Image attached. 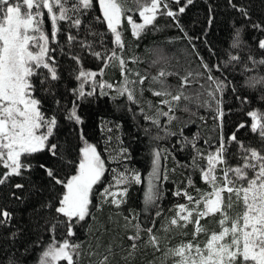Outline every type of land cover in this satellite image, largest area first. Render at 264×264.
I'll return each instance as SVG.
<instances>
[{"label":"snow or ice","instance_id":"obj_1","mask_svg":"<svg viewBox=\"0 0 264 264\" xmlns=\"http://www.w3.org/2000/svg\"><path fill=\"white\" fill-rule=\"evenodd\" d=\"M193 4L194 0H0V167L5 169L0 175V186L9 184L12 178H19L26 181L30 188H34L35 194L46 193L39 202L37 215L45 221V228L52 239L39 257L38 264H59L60 261L79 264L81 245L70 242L68 238L62 242L57 241L55 239L57 229L63 227L66 237H73L77 225H87L89 220H96L93 210L100 213L105 206H111L118 213L121 205L126 203L129 187L142 183L141 173L128 168L125 163L131 159L126 148H120L108 157L117 164V167L112 168L106 166L105 159L97 147L86 140L83 146H77L74 159H65V156L71 157L73 151L71 145L63 150V145L57 142L59 131L57 114L46 115L42 111V101L35 95L38 90L52 94L55 82L61 79L56 57L52 54L56 48L50 47L49 35L43 28L45 11L53 25L52 44L59 46L58 34L61 33L59 25L61 22H67L69 30L63 34L69 49L74 43L78 44L82 51H89L94 58L101 61L98 69L87 70L83 67L79 55H71L72 62L78 66L75 69V80L79 84L71 89L76 97L72 107L65 109L62 114L67 121L82 125L79 102L89 97L107 96L109 93L105 89L114 87L106 81L96 79L98 76L102 77L109 66H119L123 77L122 83L116 88V96L112 99L125 96L132 103L138 102L135 95L136 85L142 86L147 77L136 72L134 75L137 79H129L133 73L127 68L128 61L123 58L125 48L123 23L127 22L131 26L133 36L139 38L147 26L155 27L159 16H166L195 51L194 41L200 40L201 37L189 36L180 23V17ZM228 4L245 19H250L246 8L238 7L233 0H228ZM97 5L100 14L89 17L88 13L94 11ZM171 5L176 7L173 8ZM134 12L138 13V18H142V23L133 20ZM212 12L210 6L207 18L209 27L214 20ZM90 21L104 25L105 32H94V25ZM250 27L254 31L264 33V25L260 23H252ZM71 29L77 30V35H73ZM81 29L85 33H91L93 37H99L103 51H96L94 45L87 39H78ZM239 31L236 30L237 41L233 47L239 46ZM108 33L114 37L109 40L114 44L111 48L105 44V36ZM256 43L259 49L264 50V38L257 40ZM69 54L70 52L65 53ZM158 55L157 63L167 62V57L162 51ZM200 60L201 67L207 73L205 79L208 84L206 90L208 99L201 106L212 108L214 103L213 119L222 129L225 113L217 96L224 91L226 85L212 75L214 71H222V65L219 63L209 65L202 57ZM232 62L239 63V57L231 56L229 63ZM249 62L253 65L264 64V61H256L251 57ZM172 75L177 73L161 68L158 74L152 77V83L159 85L158 90H153V95L161 99L155 106L154 115L149 116L145 113L144 118L150 120L158 130L161 128L160 117H167L168 123L176 119L174 113L180 107V102L191 100V97L185 95V87L189 86L196 76L203 74L196 73L194 76L192 72H188L180 77L181 85L175 94L166 83L167 77ZM34 79L38 81L39 88L37 83L33 82ZM248 84L250 87L264 85V77H251ZM143 90L139 89L141 92ZM237 99L240 97L237 96ZM197 100L199 101V97ZM55 104L59 108L61 102L56 100ZM149 107L152 105L149 104ZM141 112H144L143 108ZM247 115L253 121L250 130L258 133L261 141H264V123L261 122L264 116L257 111H251ZM245 126L244 123L239 124L236 131ZM148 132L149 130L145 129V133ZM163 132L164 137L158 135L153 139L160 140L177 135L167 127L163 128ZM180 135L182 144H192L195 148V140L190 141L183 137V130ZM79 138L84 139L82 129ZM233 143L237 145V152L234 155L238 163L235 166L230 165L226 158L229 146ZM167 152V149L161 150L159 147L152 149L151 171L147 175V193L144 200L146 206L156 205L162 195L157 182L168 178L166 174H161V159L166 157ZM43 153L47 154L48 159L32 163L38 154ZM197 159L205 160V167L201 168L197 164ZM192 167L200 171L202 181L209 185L211 190L201 192L196 189L197 195L194 197L188 192L189 187H194L189 177L186 178L187 186L174 192L175 196L185 197L187 203L177 205L176 216L168 221L167 226L162 227L167 232L172 230L173 226L182 229L190 223L194 224L193 240L168 248L165 257L177 258L175 264H264V148L245 146L238 140L236 132L227 138L221 134L215 150L209 151L206 156L200 149H196ZM66 168H71L73 174L62 175ZM36 170L42 172L41 183L38 185L31 181V175ZM218 170L221 175H217ZM108 171L112 173L111 182L105 183V173ZM100 185L103 187L97 191ZM11 187L22 191L25 189V183H15ZM58 187L61 189L59 192ZM11 195L17 200L23 199L17 196L15 191ZM94 198H98L96 203H93ZM237 208L240 210L237 211ZM155 216L160 217L161 212L157 210ZM206 217H218L215 220L218 230L201 224L200 221ZM11 219V213L0 210V227L9 225ZM132 219L137 217L132 216L131 219L129 216L124 217L123 227L133 231L132 235L127 236L132 243L127 249L125 259H130L135 254L142 231L147 234L145 246L160 251L161 238L153 231L155 221H152V227L142 229L139 223H132ZM97 231L103 236L109 229L101 225ZM201 234L206 236L203 247L196 239ZM100 236L96 237L97 251H90L89 255L99 256L96 264H111L110 258L115 254L113 245L110 242L103 252H100L99 249L102 247ZM116 247L123 250L122 245L117 244ZM8 264L16 262L9 259Z\"/></svg>","mask_w":264,"mask_h":264},{"label":"trees","instance_id":"obj_2","mask_svg":"<svg viewBox=\"0 0 264 264\" xmlns=\"http://www.w3.org/2000/svg\"><path fill=\"white\" fill-rule=\"evenodd\" d=\"M233 3L238 7L246 8L250 19H245L238 11L230 7L228 0H194V4L189 6L180 17V23L189 36L201 37L200 40L194 41L195 51L187 39L183 38L182 33L172 26L171 19L166 16H159L155 27L147 26L139 38L133 36L131 26L124 22L123 58L128 61L127 68L132 70L131 76L134 80L137 79L134 75L136 72L147 77L142 86L136 85V89L142 87L144 90L139 93L138 90L136 91L135 95L139 97H136L137 103L128 101L125 96H117L113 100L112 97L116 96V88L105 90L109 93L107 96L89 97L87 100L80 101L79 114L83 119L82 125L67 121L62 114L65 109L72 107L76 97L71 89L79 84L75 80V69L78 66L72 62L71 55H79L83 67L90 69H98L101 66V61L94 58L89 51H82L78 44L74 43L69 49L63 34L69 30V26L67 22L60 23L59 46L52 44L50 40V47L56 48L52 54L56 57L61 79L55 82L56 86L53 88L52 94L38 90L35 95L42 101V111L46 115L57 114L59 120L57 142L63 145V150L71 145L73 151V155L65 156V159H74L77 154V146H82L84 139H87L96 145L109 168L114 162L108 159L107 147L108 149L126 148L131 157L126 162L127 166L140 172L142 176V183L129 187L126 203L121 205L118 213L113 207L108 206H105L100 213L93 210L96 220H89L87 225H77L74 228L75 236L73 237H66L63 227L57 229L55 233L57 241L68 238L70 242L81 245L79 264H96L99 259L98 255L87 254L86 245H90L94 251H97L96 237L100 236L97 228L101 225L107 227L109 231L100 236L102 247L99 251L103 252V249L110 242L112 243L115 254L110 258L111 264H173L172 258L174 257H165L166 250L193 240L192 233L194 231V224L191 223L182 229H176L173 226L172 230L164 231L162 226H167L168 221L176 216L177 205L187 203L185 197L175 196L174 192L184 189L187 186L186 178L189 177L192 179L194 187H189L188 192L194 197L197 195L196 189L201 192L211 190L210 186L202 181L200 171L192 167V158L196 149H200L206 156L209 151L215 150L221 134L227 138L233 132H236L238 140L242 141L245 146L264 148V141H261L258 133L250 130V124L253 121L247 115L251 111H257L261 116H264V85L258 84L255 87H250L248 84L251 77H264V64L253 65L249 62L250 57L256 61H264V50L259 49L256 43L257 40L264 38V33L254 31L250 27L252 23L264 25V0H233ZM210 6L213 9L214 17L211 27L207 24ZM171 7L175 8L176 5H171ZM98 14L100 13L97 5V8L88 13V16L93 17ZM137 14L136 12L132 13L135 16ZM90 22L94 25V32H105L104 25H97L95 21ZM43 25L46 33L51 35L52 24L46 12ZM237 29L240 30L239 46L233 47L237 41ZM71 31L73 35H77V30L71 29ZM78 39H87L94 45L96 51H103L99 37H93L91 33H85L83 29L80 30ZM110 39H114V37L108 33L105 36V44L109 48L114 47V44L109 42ZM161 51L167 57L166 63H157L158 53ZM68 52L70 54L65 55ZM233 55L239 57V63H229L230 57ZM200 57L209 65L213 63L222 65V71L212 73L226 85L224 91L217 96L222 102V109L225 113L222 129L213 119L215 115L214 103L212 108L201 106L208 99L206 95L208 84L205 79L207 73L201 67ZM161 68L177 73V75L167 77L166 81L171 86L173 94L180 88V77L185 76L188 72H192L194 76L196 73L203 75L196 76L195 80L185 87V95L191 97V100L180 102V107L174 113L176 119L168 123L167 117H160L161 128L158 130L150 120L144 118V114L154 115L155 106L161 99L153 95V90H158L159 85L152 83V77H155ZM103 78L108 82H120L123 79L121 68L119 66L107 67ZM33 82L37 83L39 88L38 81L34 79ZM237 96L240 99H237ZM197 97H199V101ZM56 100L61 102L59 108L55 104ZM149 104L152 107H149ZM141 108L144 109L143 113ZM164 110L167 111V108L165 107ZM261 122L264 123V119ZM241 123L246 126L236 131L237 126ZM164 127L177 135L154 140L153 138L158 135L164 137ZM81 129L83 140L79 138ZM145 129L149 130L148 134L145 133ZM181 130H183V137H187L190 141L195 140V148L192 144H182ZM112 142L113 144H111ZM154 147L168 150L166 157L161 159V174H166L168 178L157 182L158 188L162 192L157 204L146 206L144 200L147 193V175L151 171ZM236 152L237 145L233 143L229 146V153L226 157L232 166L238 163V159L234 155ZM44 159H48L46 153L38 154L32 163L42 162ZM197 164L203 168L206 161L197 159ZM173 169L175 171H172ZM4 171L5 169L0 167V175ZM69 174H73L71 168H66L62 172V175ZM217 175H221L219 170ZM41 176L42 172L36 170L31 175V181L38 185L41 183ZM109 178L110 171L105 173V183ZM15 183H25V189L22 191L13 189L11 185ZM102 187L103 185H100L96 190L98 191ZM13 191L23 199H15L11 195ZM59 191L61 189L58 187L57 192ZM44 195L35 194V189L30 188L26 181L19 178H12L9 184L0 186V210H7L12 214L10 224L0 227V264H8L9 259L14 260L16 264H38L39 257L52 239L45 228V221L37 215L39 202L43 200ZM96 199L98 198H94L93 203H96ZM157 210L161 212L160 217L155 216ZM125 216H129L130 219L132 216L137 217L131 222L139 223L142 229L152 227L154 220L153 231L161 238V250L155 251L151 246H145L147 234L142 231L135 254L126 260L127 249L132 243L127 239V236L132 235L133 231L123 227ZM216 219L218 217H206L200 222L212 230H218ZM196 239L203 245L206 236L201 234ZM117 244L122 245L123 250L116 247ZM59 264H67V262L60 261Z\"/></svg>","mask_w":264,"mask_h":264},{"label":"rangeland","instance_id":"obj_3","mask_svg":"<svg viewBox=\"0 0 264 264\" xmlns=\"http://www.w3.org/2000/svg\"><path fill=\"white\" fill-rule=\"evenodd\" d=\"M46 12V11H45ZM44 18V17H43ZM132 18H133V20L136 22V23H142V18H138V14L135 16V15H132ZM51 24H52V22H51ZM43 28H44V25H43ZM52 30H53V25H52ZM44 31H45V29H44ZM45 33H46V31H45ZM49 38H50V40H51V35H49ZM85 69H87V70H96V69H90V68H86V67H84ZM96 79L97 80H103V81H106L104 78H103V76L102 77H100V76H98V77H96ZM129 79H131V80H134L133 78H132V76L130 75L129 76ZM122 81H123V79L120 81V82H108V81H106L107 83H110V84H112L114 87L113 88H117V87H119V85H120V83H122ZM140 88H142V87H139V89ZM139 89H137L138 90V93H139ZM105 90H108V89H105ZM141 92V91H140ZM136 97H137V95H136ZM137 98H139V97H137ZM165 108V107H164ZM87 141L88 143H91V144H93V145H95L93 142H91V141H89V140H87V139H84V141ZM114 141V140H113ZM83 144H84V142H83ZM111 144H113V142L111 143ZM83 146V145H82ZM96 146V145H95ZM98 150V149H97ZM116 150H118V148L117 147H115L114 149L113 148H111V149H108V147H107V151H108V154H109V156L110 155H113V154H115V152H116ZM99 151V150H98ZM101 154V153H100ZM102 156V155H101ZM103 158V157H102ZM126 163V162H125ZM112 167H117V164L114 162L113 164H112V166H111V168ZM128 167V166H127ZM129 168V167H128ZM131 169V168H130ZM122 170V169H121ZM111 177H112V173H111V171H110V178L108 179V182H111ZM115 190V189H114ZM180 204H185V203H179L178 205H180ZM108 207H111V206H108ZM177 212H178V209L176 208V214H177ZM63 240H61L60 242H62ZM190 241H192V240H190ZM187 243V242H186ZM202 247H203V245H201ZM86 250L88 251V253L87 254H89V252L90 251H94V248L92 249L91 247H90V245H86ZM176 260H177V258H172V262H173V264H175V262H176ZM168 264V263H167Z\"/></svg>","mask_w":264,"mask_h":264}]
</instances>
